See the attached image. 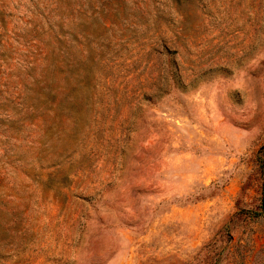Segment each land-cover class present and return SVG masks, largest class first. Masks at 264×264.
<instances>
[{"label": "rangeland", "instance_id": "1", "mask_svg": "<svg viewBox=\"0 0 264 264\" xmlns=\"http://www.w3.org/2000/svg\"><path fill=\"white\" fill-rule=\"evenodd\" d=\"M0 264H264V0H0Z\"/></svg>", "mask_w": 264, "mask_h": 264}]
</instances>
